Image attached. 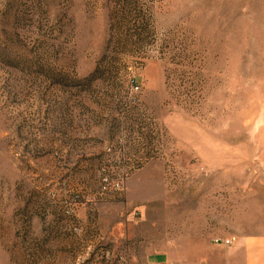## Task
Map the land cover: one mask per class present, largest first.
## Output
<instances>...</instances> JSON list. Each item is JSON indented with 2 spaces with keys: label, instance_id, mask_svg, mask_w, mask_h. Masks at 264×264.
Wrapping results in <instances>:
<instances>
[{
  "label": "rangeland",
  "instance_id": "1",
  "mask_svg": "<svg viewBox=\"0 0 264 264\" xmlns=\"http://www.w3.org/2000/svg\"><path fill=\"white\" fill-rule=\"evenodd\" d=\"M133 78L171 164L101 194ZM187 209L264 233V0H0V264L170 259Z\"/></svg>",
  "mask_w": 264,
  "mask_h": 264
},
{
  "label": "built area",
  "instance_id": "2",
  "mask_svg": "<svg viewBox=\"0 0 264 264\" xmlns=\"http://www.w3.org/2000/svg\"><path fill=\"white\" fill-rule=\"evenodd\" d=\"M141 92V85L133 78L128 83L124 100L121 103L118 101L117 109L122 123L114 125L111 141L105 148L112 159L110 168L105 166L102 170L99 183L101 194L122 191L128 176L145 164L160 161L166 168L171 164L167 154L166 130L148 111L142 110ZM115 112L114 119L118 120L117 110ZM233 241V238H214V244L223 246H229Z\"/></svg>",
  "mask_w": 264,
  "mask_h": 264
},
{
  "label": "crops",
  "instance_id": "3",
  "mask_svg": "<svg viewBox=\"0 0 264 264\" xmlns=\"http://www.w3.org/2000/svg\"><path fill=\"white\" fill-rule=\"evenodd\" d=\"M186 211L180 219L181 238L174 234L170 240L171 258L161 253L149 254L142 264H264V233L245 236H221L215 231L195 233L197 217ZM216 237L234 241L229 246L218 245L214 244Z\"/></svg>",
  "mask_w": 264,
  "mask_h": 264
}]
</instances>
